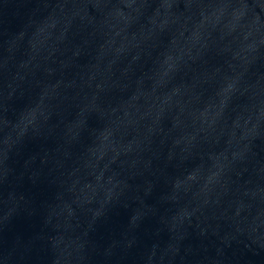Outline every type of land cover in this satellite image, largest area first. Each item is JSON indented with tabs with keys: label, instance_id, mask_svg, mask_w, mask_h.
<instances>
[{
	"label": "water",
	"instance_id": "water-1",
	"mask_svg": "<svg viewBox=\"0 0 264 264\" xmlns=\"http://www.w3.org/2000/svg\"><path fill=\"white\" fill-rule=\"evenodd\" d=\"M0 264H264V0H0Z\"/></svg>",
	"mask_w": 264,
	"mask_h": 264
}]
</instances>
